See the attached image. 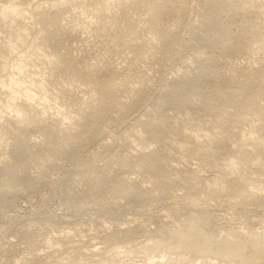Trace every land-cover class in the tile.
I'll return each mask as SVG.
<instances>
[{
  "label": "rangeland",
  "instance_id": "374dc122",
  "mask_svg": "<svg viewBox=\"0 0 264 264\" xmlns=\"http://www.w3.org/2000/svg\"><path fill=\"white\" fill-rule=\"evenodd\" d=\"M182 1L0 0V264L239 262L183 256L180 230L262 243L264 0ZM48 31L70 34L68 46L56 52ZM62 54L90 73L68 74ZM183 77L206 81L173 104L167 96ZM102 87L118 92L87 138L82 122ZM79 132L86 141L72 155Z\"/></svg>",
  "mask_w": 264,
  "mask_h": 264
},
{
  "label": "bare ground",
  "instance_id": "6f19581e",
  "mask_svg": "<svg viewBox=\"0 0 264 264\" xmlns=\"http://www.w3.org/2000/svg\"><path fill=\"white\" fill-rule=\"evenodd\" d=\"M182 1V0H181ZM183 1H185V0H183ZM183 1H182V4H183ZM180 1H178V4H180L179 3ZM182 4H181V6H182ZM176 5V4H175ZM170 8V7H169ZM169 8H167V10L169 9ZM173 8V7H172ZM172 8H170V9H172ZM206 8H208V7H206ZM205 8V10H207ZM211 8V6H209V8L208 9H210ZM175 8H173L172 10H174ZM182 9H183V7H182ZM181 9V10H182ZM162 10V9H161ZM164 10H166V8L164 9ZM164 10H162L163 12H167L168 13V11H164ZM176 10H178V8L176 9ZM175 10V11H176ZM212 8L210 9V12H211V14H212ZM171 11V10H170ZM179 12H180V9L178 10ZM177 12V11H176ZM208 13H209V11H207ZM174 13V12H173ZM204 13H206V11L204 12ZM161 14H163L162 12H160L159 13V15H160V17H161V19L160 20H162L163 21V18H162V16L163 15H165V14H163V15H161ZM171 14V13H170ZM178 14H180V13H177L176 14V16H178ZM205 15V14H204ZM206 15H208L207 13H206ZM209 15H210V13H209ZM166 16V15H165ZM212 16V15H211ZM159 17V16H158ZM203 17H205V16H203ZM210 16H206V18L207 19H210L209 18ZM213 17V16H212ZM123 18V17H122ZM156 18V17H155ZM175 18V17H174ZM205 18V19H206ZM167 19V18H166ZM205 19H203V20H205ZM122 20V19H121ZM210 20H212V19H210ZM209 20V21H210ZM213 20H214V18H213ZM212 20V21H213ZM250 21H252L251 19H249ZM254 20V19H253ZM123 21V20H122ZM155 21V20H154ZM158 21V20H157ZM167 21V20H166ZM176 21V20H175ZM212 21H210L209 23L211 24V22ZM126 23H127V20L125 21ZM153 22V21H152ZM171 22V21H170ZM205 22H207V21H205ZM249 21H247V23H248ZM254 22V21H253ZM245 23H246V21H245ZM246 23V24H247ZM255 23H257V22H255ZM129 23H127V25H128ZM169 24V23H168ZM249 24H250V22H249ZM56 24L55 23H53V26H51V27H53L54 28V26H55ZM160 25H161V23H160ZM209 25V24H208ZM245 25V24H244ZM250 25H252V24H250ZM257 25V24H256ZM256 25L255 26H250L251 28H248V29H251V30H254V29H256V28H254V27H256ZM50 26V25H49ZM131 26V25H130ZM152 26V25H151ZM155 26V25H154ZM259 26V25H258ZM258 26H257V28H258ZM50 27V28H51ZM62 27V26H61ZM246 27V26H245ZM244 27V28H245ZM58 28V27H57ZM128 28V27H127ZM158 28V27H157ZM54 29H55V31H54ZM53 30H51V31H54V32H56V28H54ZM58 29H60V28H58ZM64 29V28H63ZM131 29V28H130ZM159 29V28H158ZM246 29V28H245ZM65 30V29H64ZM250 30V31H251ZM51 31H48V32H46L47 34L48 33H50ZM166 31V30H165ZM170 31V30H169ZM249 31V30H248ZM257 31V30H256ZM54 32L53 33H50V35L49 36H51V37H53V39L55 40H53V39H51L49 36V38H47V39H49V40H53L54 41V43L53 44H51L50 42L51 41H49L48 40V42H49V44H51V45H53L52 46V48L54 49V50H56V52L57 51H59L60 52V50H61V48L65 45V48H66V45L67 44H65V40H66V38L67 37H69V35L67 36L65 33L63 34V35H59L61 32H59L58 31V35H56V34H54ZM66 32V31H65ZM162 32V31H161ZM255 32V31H254ZM57 33V32H56ZM165 33V36H169L168 34L166 35V32H164ZM167 33H168V30H167ZM169 33H172V31H170ZM46 34V35H47ZM62 34V33H61ZM174 34V33H173ZM172 34V35H173ZM67 37H66V36ZM164 35V34H163ZM172 35H170V36H172ZM161 36V35H160ZM169 36V37H170ZM123 37H125V36H123ZM162 37V36H161ZM164 37V36H163ZM166 37V38H167ZM168 37V38H169ZM173 37V36H172ZM165 37H164V40L166 39ZM75 39V38H74ZM124 39V38H123ZM160 39V38H159ZM162 39V38H161ZM169 39H171V38H169ZM72 40V39H71ZM162 42H163V39L161 40ZM166 41V40H165ZM47 42V40H46V43H48ZM68 42V40H66V43ZM70 42V41H69ZM141 42V41H140ZM139 42V43H140ZM171 42V41H170ZM170 42H169V44H170ZM78 43H79V41H78ZM166 43L168 44V41H166ZM48 44V45H49ZM69 44V43H68ZM74 44V43H73ZM80 44V43H79ZM163 44V43H162ZM51 45H50V47H51ZM71 45V44H70ZM130 45H132V44H130ZM159 45V44H158ZM164 45H165V43H164ZM68 46V45H67ZM75 46V45H74ZM142 46V45H141ZM77 47V46H76ZM136 47V46H135ZM139 48H140V46H138ZM157 47V46H156ZM163 47V46H162ZM167 47H170V45L169 46H167ZM69 48V47H68ZM67 48V49H68ZM138 48V49H139ZM73 49V48H72ZM75 49V48H74ZM162 49V51L164 50L163 48H161ZM167 49V48H166ZM71 49H69V51H70ZM76 50V49H75ZM93 50V49H92ZM160 50V49H159ZM68 51V52H69ZM74 51V50H73ZM94 51H96V50H94ZM98 49H97V53H98ZM101 51H103V49H101ZM166 51V50H165ZM168 51V50H167ZM166 51V52H167ZM230 51V50H229ZM68 52H67V54H68ZM104 52V51H103ZM100 53H102V52H100ZM159 53V52H158ZM163 53V52H162ZM161 53V54H162ZM67 54H65V55H67ZM69 54H71V53H69ZM73 54H75V53H73ZM86 54V53H85ZM95 55H96V53H94ZM81 55V54H80ZM79 55V56H80ZM68 56V55H67ZM78 56V55H77ZM161 56V55H160ZM75 57V56H74ZM86 58V57H85ZM59 63H61L62 64V67L63 68H65L64 66H66V68L64 69L65 71H68V74H69V71L71 70V68H72V70H73V73H75L76 75H77V77H79V78H81L82 77V73H81V67L80 68H75V65H73V60H72V58H71V56H70V59L72 60V62H70L71 60L69 59V57H68V59H67V57H64L63 56V54L61 55V56H59ZM74 59V58H73ZM81 59V58H80ZM149 59V58H148ZM156 59H157V57H156ZM70 60V61H69ZM77 60V59H76ZM84 60V59H83ZM86 60V59H85ZM151 60H153V59H151ZM149 61V60H148ZM76 62V61H75ZM70 63H72V65L74 66V68H73V66L70 64ZM81 63H83V61L81 62ZM87 63V62H86ZM98 63V62H97ZM99 64V63H98ZM64 65V66H63ZM94 65V64H93ZM70 66V70H67V68ZM92 66V65H91ZM84 68H85V66H84ZM97 68V67H96ZM80 69V71H78V70ZM98 69V68H97ZM102 69V68H101ZM71 70V71H72ZM84 71V70H83ZM82 71V72H83ZM88 71V70H87ZM86 71V72H87ZM94 71V70H93ZM93 71H91V72H93ZM85 72V71H84ZM85 72V73H86ZM89 72V71H88ZM95 72V71H94ZM72 73V72H71ZM72 73V74H73ZM90 73V72H89ZM101 73V72H100ZM87 74V73H86ZM200 74H204V73H202V71H201V73ZM74 75V74H73ZM72 75V76H73ZM90 75V74H89ZM196 75H198V74H196ZM87 76V77H86ZM85 77L87 78V79H90V78H88V75H86ZM94 76V75H93ZM195 76V75H194ZM199 76V75H198ZM200 76H203V75H200ZM199 76V77H200ZM205 76V75H204ZM201 77L202 79H205V77ZM83 77H84V73H83ZM190 77H192V76H190ZM197 77V76H196ZM195 77V78H196ZM226 77V76H225ZM85 78V79H86ZM96 78V77H95ZM183 78H186V79H184V80H182V78H180L181 79V81H179V82H176L175 81V84L172 86L173 88H171V90H170V92H169V94H168V96H167V98H168V101L169 102H173V104H177V103H179L180 102V100H181V98L184 96V95H186V94H188V93H190V92H192L191 90H193V92L192 93H194L195 91H196V89L194 90V87H196L197 85V82H198V78L197 79H192V78H194V77H192L191 79L190 78H187V77H183ZM200 78V79H201ZM227 78H228V76H227ZM84 79V80H85ZM101 79V83H103V80H104V78L102 79V78H100ZM179 79V80H180ZM200 79H199V81H200ZM230 79V78H229ZM91 80H92V78H91ZM106 80V79H105ZM104 80V82H106ZM178 81V80H177ZM195 81H197V82H195ZM206 81V80H205ZM205 81H203V82H205ZM225 82H226V80H224ZM224 81H223V83H224ZM236 81V80H235ZM238 81V80H237ZM115 82V81H114ZM201 82V81H200ZM200 82H198L199 84H200V86H199V84H198V86L197 87H203V86H201V84H205V83H200ZM221 82V81H220ZM107 83V82H106ZM113 83V81L111 82V84ZM226 83H229V82H226ZM226 83H225V85H226ZM237 83V82H236ZM108 84L110 85V83L108 82ZM215 84V83H214ZM221 83H219L218 84V86L220 85ZM105 85V84H104ZM108 85V86H109ZM114 85V84H113ZM216 85V87H217V84H215ZM237 85L240 87V89H241V92L242 93H247V92H249V90H250V87H249V85L250 84H246L245 82L243 83V82H240V84H238L237 83ZM102 86H103V84H102ZM221 86V85H220ZM217 87V91H222V92H224L225 93V99H226V101H228V102H234V101H236L237 99H238V95H236V94H232V93H229V92H227L225 89V87L226 86H222L223 88H221V87ZM113 87V86H112ZM112 87H110V88H112ZM119 87H121V86H119ZM125 87V86H124ZM196 87V88H197ZM103 88V87H102ZM109 88V87H108ZM114 88H115V86H114ZM114 88H112V89H114ZM118 88V87H117ZM104 89V88H103ZM102 89V93H101V104H100V106L98 107V109L95 111V113L93 112L92 114H89V116H87V117H85L84 118V120H83V122H82V128H83V130L81 129V131H82V134H84L85 133V136H86V134L88 133V134H90L89 132H87L88 130L90 131V129L93 127L94 128V124L96 123V121H98L101 117V119H103V116H104V114L106 115V114H108V112H107V110L108 109H110L109 107H111L110 105L112 104V102H111V95H112V93L113 94H115L114 92H116L117 90H113V92H111L109 89H107V87L103 90ZM122 89V88H121ZM197 90H199L198 88H197ZM203 90V89H202ZM122 91H123V89H122ZM118 92V91H117ZM139 92V91H138ZM202 91L200 90V92H198L197 91V93H201ZM125 92H123V94H124ZM136 93V92H135ZM165 93H167V92H165ZM164 93V94H165ZM119 94V93H118ZM122 94V93H121ZM144 94V93H143ZM142 94V95H143ZM163 94V97L166 95H164ZM120 95V94H119ZM141 95V94H140ZM114 96H116V95H114ZM137 96L138 97H140L138 94H137ZM144 96V95H143ZM177 98H176V97ZM113 97V96H112ZM133 97V96H132ZM166 97V96H165ZM165 97H164V99H165ZM180 97V98H179ZM113 98H115V97H113ZM135 99V98H134ZM134 99L131 101L132 102V104H134V102L136 101V99H138V98H136L135 99V101H134ZM140 99H142V96H141V98ZM164 99H163V101H164ZM114 100V99H113ZM134 101V102H133ZM130 102V103H131ZM138 102V101H137ZM168 102V103H169ZM113 103H114V101H113ZM132 104H130V105H132ZM130 107V106H129ZM107 112V113H106ZM105 117V116H104ZM94 125V126H93ZM92 130V129H91ZM87 132V133H86ZM91 132V131H90ZM87 134V135H88ZM79 137H80V132H79V134H77ZM84 135H83V138L85 137ZM87 137V136H86ZM86 137L84 138V139H82L81 137L78 139L77 138V140H79V143H77V142H75V144L73 145V147H72V150L70 149V151H71V153H72V155H73V152H75V148L78 146V144H82L83 145V143H80V140L82 139L83 141L86 139ZM88 138V137H87ZM54 141V140H53ZM62 141H63V139H61V146H62ZM71 140H69V141H65L66 143H69ZM75 141V139H73V142ZM86 141V140H85ZM58 141H56L55 143H57ZM59 143V142H58ZM56 144V145H58V147H60L59 146V144ZM72 143V141L70 142V144ZM85 143V142H84ZM51 144H54V142L53 143H51ZM65 144V143H64ZM18 145V144H17ZM55 145V144H54ZM55 145V146H56ZM72 145V144H71ZM81 145V146H82ZM21 145H19V147H20ZM49 146H51L50 144H49ZM67 146H68V144H67ZM80 146V145H79ZM81 146H80V148H81ZM15 147V146H14ZM21 147H23V146H21ZM57 147V146H56ZM57 147V148H58ZM68 147H71V146H68ZM17 148V147H16ZM54 148V147H53ZM57 148H55L56 150H57ZM65 148H67L65 145H64V149ZM23 149V148H22ZM55 149H51V151H50V153L51 152H54V151H56ZM60 150H61V152H63V154H64V149H63V147L62 148H59ZM78 150H79V148H77ZM76 149V150H77ZM19 150V149H18ZM54 150V151H53ZM78 150H77V152H78ZM14 151H15V149H14ZM16 151H17V149H16ZM21 151V150H20ZM47 151H49V150H47ZM59 150H57L56 151V153L58 152ZM66 152H65V155L67 156L69 153L67 152V151H69L68 149L67 150H65ZM69 151V152H70ZM73 151V152H72ZM60 152V153H61ZM76 152V153H77ZM16 153V152H15ZM18 153V156H16V159H17V157H18V159H17V161L19 162V160H20V156L22 155L21 153H19V152H17ZM17 153H16V155H17ZM47 153V152H46ZM49 153V152H48ZM55 153V154H56ZM59 153V152H58ZM58 153H57V155H58ZM59 153V154H60ZM66 153H68V154H66ZM70 153V154H71ZM21 154V155H20ZM54 154V155H55ZM62 154V153H61ZM60 154V156H64V155H61ZM48 155V154H47ZM50 155V154H49ZM59 156V155H58ZM16 161V160H15ZM16 161V162H17ZM19 163H21V162H19ZM13 164V163H12ZM12 164H11V166H8V169L10 168V167H12ZM18 163H16V165H17ZM15 165V164H14ZM18 166V165H17ZM16 166V168L18 169L19 167H17ZM15 168V167H14ZM2 170L3 169H0V175H3L2 174ZM14 170H16V169H14ZM8 171V170H7ZM7 171H3V173H5V172H7ZM9 171H11L10 169H9ZM15 172V171H14ZM14 172H13V174H11V175H9V173H7L9 176H7V177H5V179L7 180L8 179V182H12L13 181V179H14V177H15V175L16 174H18V173H15L14 174ZM24 173H25V171H24ZM23 173V174H24ZM20 174H22V173H20ZM19 174V175H20ZM23 176L24 175H21V178H23ZM28 176V175H27ZM27 176H24V181L26 180V182H28V181H30V180H33L34 181V179L32 178V179H30L29 178V176L27 177ZM17 178H19V176L17 177ZM16 179V178H15ZM20 179V178H19ZM23 179H21V180H23ZM15 181V180H14ZM7 182V183H8ZM25 183V182H24ZM32 183V182H31ZM30 183V184H31ZM26 184V183H25ZM29 184V183H28ZM29 184V185H30ZM139 192L137 191V190H133L132 191V195L134 196V197H136L137 195L139 196V195H141V194H138ZM182 230H180V231H177V232H179V235L180 234H182L181 235V237H180V239H177L178 240V243H177V245L175 246V249L178 251V253L180 252V254H181V252L183 251L184 252V255H183V253H182V255L183 256H185L186 257V255H185V252H186V254H187V256H188V254L189 255H191V256H195V255H200V254H203V255H210V256H212L211 258H213V257H219L220 259L222 258V259H224V260H229L230 258H232V259H238V261L242 264L243 263V261H242V257H243V254L246 252L245 250H247V249H245L246 248V246H248V245H244V244H241V243H243L244 241H245V238H243L244 239V241L243 242H241L240 240L242 239H239V241L237 242H230V239H225V238H223V240H222V242H219V240L218 241H216V239H215V237H214V240L216 241H214L213 240V237H212V233L210 234V232H205V231H203V232H194V233H191V234H188V233H183V232H181ZM165 231H163V233H164ZM167 232H168V230H167ZM172 232V231H171ZM177 232H172V233H169V234H175V233H177ZM205 232V233H204ZM166 234V233H165ZM168 234V233H167ZM178 234V233H177ZM167 236V235H166ZM169 236V235H168ZM167 236V237H168ZM172 236V235H171ZM174 236V235H173ZM214 236V235H213ZM176 237V236H175ZM260 237H262V236H260ZM176 238H179V236L178 237H176ZM264 237H262L261 238V242L262 243H260L258 240H259V237H258V240L257 241H255L254 242V240H256L257 239V237H256V239H254V238H252V241L255 243H253L252 241L251 242H249V243H251V245H256L255 246V248H253V250H254V252L252 253V252H249L250 253V255H251V257H253L252 259H256L257 260V258H259V262L260 263H256V264H261L263 261H264V246L263 247H261V245H259L258 243H260V244H264L263 242V239ZM254 239V240H253ZM220 240V241H221ZM248 240V239H247ZM251 240V239H250ZM177 242V241H176ZM247 241H246V243H248ZM245 243V242H244ZM253 243V244H252ZM243 245V246H242ZM251 245H249V246H251ZM244 246H245V248H244ZM245 250H244V249ZM252 248H249L248 247V250H251ZM244 251V252H243ZM252 253V254H251ZM246 254H248V253H245V255ZM181 255V256H182ZM249 255V254H248ZM209 256V257H210ZM189 257V256H188ZM246 256H244V258H245ZM250 257V258H251ZM242 258V259H241ZM247 258V257H246ZM250 258L248 257V260L250 261ZM262 259V261H261V259ZM239 259H241V260H239ZM251 259V260H252ZM223 260V261H224ZM233 260V261H234ZM245 260V259H244ZM221 262V263H224V262ZM242 261V262H241ZM249 261H248V264H251V263H249ZM253 261V260H252ZM255 261V260H254ZM254 261L252 262V264L254 263ZM237 262V261H236ZM238 262V263H239ZM251 262V261H250ZM256 262H258V261H256ZM237 263V264H238ZM180 264V263H179ZM225 264V263H224ZM263 264V263H262Z\"/></svg>",
  "mask_w": 264,
  "mask_h": 264
}]
</instances>
